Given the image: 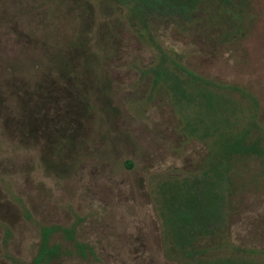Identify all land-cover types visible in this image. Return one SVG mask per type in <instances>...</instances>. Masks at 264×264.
<instances>
[{"label": "rangeland", "instance_id": "rangeland-1", "mask_svg": "<svg viewBox=\"0 0 264 264\" xmlns=\"http://www.w3.org/2000/svg\"><path fill=\"white\" fill-rule=\"evenodd\" d=\"M234 3L244 17L209 6L203 24L152 32L194 74L252 96L225 94L227 129L251 126L264 147V0ZM127 16L106 0H0V264L29 263L43 226L73 228L96 255L58 233L66 255L51 264H179L160 214L211 166L212 140L186 125L195 108L154 86L157 52ZM230 181L212 257L264 264V157L239 160Z\"/></svg>", "mask_w": 264, "mask_h": 264}, {"label": "trees", "instance_id": "trees-1", "mask_svg": "<svg viewBox=\"0 0 264 264\" xmlns=\"http://www.w3.org/2000/svg\"><path fill=\"white\" fill-rule=\"evenodd\" d=\"M106 1L111 6L128 10L127 18L131 28L139 38L147 39L146 43L156 50L158 60L149 70L154 86L163 85L173 95L176 103L185 110L195 108L196 113L186 125L191 128V132L199 133L202 139L212 140L211 166L209 165L201 178H196L193 182L183 180L184 188L180 186L179 189L185 196L180 197L176 206L168 211L169 217L160 214L163 226L169 225L173 231V241L164 242L166 252L175 256L174 259L179 264H235L230 260L213 258V248L208 247L209 241L220 236L225 228L233 167L246 157L263 158L264 147L259 141L250 139L251 126L227 129L231 126L227 116H233L234 110L230 108L231 104L225 94L239 93L255 106L256 102L240 88L215 84L182 66L156 42L152 25H200L208 21L205 7L209 6L214 11V17L220 13L225 22L231 20L233 12L243 17L245 14L238 10L239 3L235 5V0ZM226 8L229 10L226 11ZM171 212L173 217H170ZM58 233L73 244V254L83 260L96 259L89 245L75 239L73 228L43 226L40 228L39 241L32 260L22 264H51L65 256L66 252L61 245L52 243L53 236Z\"/></svg>", "mask_w": 264, "mask_h": 264}]
</instances>
